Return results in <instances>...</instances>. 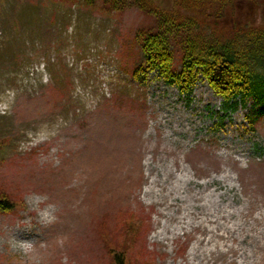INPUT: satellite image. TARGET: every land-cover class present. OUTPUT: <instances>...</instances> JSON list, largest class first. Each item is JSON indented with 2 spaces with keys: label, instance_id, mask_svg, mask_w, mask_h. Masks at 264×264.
<instances>
[{
  "label": "rangeland",
  "instance_id": "obj_1",
  "mask_svg": "<svg viewBox=\"0 0 264 264\" xmlns=\"http://www.w3.org/2000/svg\"><path fill=\"white\" fill-rule=\"evenodd\" d=\"M149 1L160 15L176 8L201 18L217 37L264 27V0L191 1L187 11L176 0ZM154 18L135 7L107 10L101 0H0V195L16 201L0 214V264H111L101 230L121 245L132 215L141 229L128 264H264L255 220L264 213V115L252 127L253 101L225 110L205 80L188 96L158 73L138 83L124 66L142 60L136 35ZM167 162L201 183L204 171L235 178L238 196L227 202L237 213L234 242L181 229L182 209L164 204L173 178L156 176ZM154 179L162 204L143 193ZM164 212L173 214L174 241L155 237ZM244 239L247 256H239L229 246ZM196 244L199 258L190 254Z\"/></svg>",
  "mask_w": 264,
  "mask_h": 264
},
{
  "label": "trees",
  "instance_id": "obj_2",
  "mask_svg": "<svg viewBox=\"0 0 264 264\" xmlns=\"http://www.w3.org/2000/svg\"><path fill=\"white\" fill-rule=\"evenodd\" d=\"M82 1L87 5H96L99 0ZM101 1L107 10L122 13L135 7L155 15L154 24L140 28L136 35L142 60L137 61L132 70L126 63L124 66L139 83H146L150 74L157 72L167 84L189 95L197 81L203 78L214 93L223 98L224 109L236 111L240 106L247 108L251 100L253 110L247 117L252 127L262 118L264 27L236 26L234 29L238 31L232 38H223L213 35L211 31L209 34L201 18L180 14L181 9L174 8L160 15L157 9H153L156 6L154 1ZM191 1L197 3L202 0H185L183 3L176 0L185 11ZM177 61L181 63L179 70L175 68ZM15 206L16 201L11 197L0 195V214L12 212ZM123 224L126 237L121 238V245L112 243L110 233L104 228L101 230L111 254V264H128L129 248H135L139 239L141 225L133 215L125 219Z\"/></svg>",
  "mask_w": 264,
  "mask_h": 264
},
{
  "label": "bare ground",
  "instance_id": "obj_3",
  "mask_svg": "<svg viewBox=\"0 0 264 264\" xmlns=\"http://www.w3.org/2000/svg\"><path fill=\"white\" fill-rule=\"evenodd\" d=\"M175 164H171L167 162L166 165H161L158 167V171L156 172V176L159 177L161 175L160 182H166L170 177H172L171 183L168 184L166 195L168 196L167 202L164 203L166 205V209L168 208H180L182 209V216L180 217V221L187 226H182L181 229H185L187 227L193 228V226L199 227L202 229V233L204 235H209L210 239L208 241H212L213 237H217L221 239L222 244L219 243V246L226 245L228 242H234L237 238L235 235V227L237 224L233 222V218L237 215L236 212H232L227 209V202L230 198L233 199V196H238V191L236 185L234 184L235 178L230 175H216L213 176L210 173L204 171L203 173H198V176L205 177L207 180L203 183L198 182L193 176L190 174L187 168L178 166L177 169L174 168ZM218 170V169H217ZM216 171V168H215ZM219 171V170H218ZM223 172V169L222 171ZM220 173V172H219ZM159 180H149L150 186L143 192L145 196H149L151 199L150 203L158 202L159 196L161 195V187L159 184V189H155V183ZM193 188L194 191L191 193L189 191L190 188ZM188 191V192H187ZM194 194L193 198L195 203L190 206V204H186L187 200L185 197V193ZM243 192V191H242ZM249 193V192H248ZM152 196L155 198L153 199ZM213 196H217L220 198V203L218 201L211 202ZM263 198V197H262ZM162 204V203H159ZM163 204V205H164ZM243 209L240 214L245 212ZM164 217H166V223L162 225V230L156 233L155 237H161V239L168 238L172 241L176 240L179 236V232L177 231V227L170 228L167 227L169 218L173 216L171 212L161 213ZM166 214V215H165ZM194 220V222H193ZM255 220L259 222V224L263 225L261 234L264 235V213L260 212L259 215L255 217ZM226 224V228H221V224ZM216 226L211 228V226ZM247 225V224H246ZM166 226V229H164ZM207 238H200L198 242L206 241ZM246 240L240 241L237 246H229L234 247L232 250L237 252L239 256L246 255L247 251L245 249L244 243ZM261 239L257 240V243H260ZM31 245H25L26 249L28 247H32L33 243L30 242ZM228 247V248H229ZM231 248H229L230 250ZM199 245L196 244L192 247L190 254L199 258L198 256ZM264 261V256L262 258ZM201 264V263H198ZM241 264H245L242 262Z\"/></svg>",
  "mask_w": 264,
  "mask_h": 264
}]
</instances>
